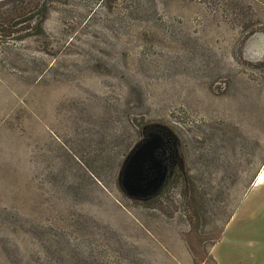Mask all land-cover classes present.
I'll use <instances>...</instances> for the list:
<instances>
[{
    "label": "rangeland",
    "instance_id": "obj_1",
    "mask_svg": "<svg viewBox=\"0 0 264 264\" xmlns=\"http://www.w3.org/2000/svg\"><path fill=\"white\" fill-rule=\"evenodd\" d=\"M240 1L241 21L195 1L143 21L42 0V34L0 44V264H215L264 169V0ZM151 125L184 171L144 204L118 175ZM240 208L227 235L260 251L264 191Z\"/></svg>",
    "mask_w": 264,
    "mask_h": 264
},
{
    "label": "trees",
    "instance_id": "obj_2",
    "mask_svg": "<svg viewBox=\"0 0 264 264\" xmlns=\"http://www.w3.org/2000/svg\"><path fill=\"white\" fill-rule=\"evenodd\" d=\"M194 1L201 4H213L216 10L220 9L222 13L233 16L234 21L247 18L248 10H250L249 6L240 0H104L105 3L126 4L134 10L131 12L132 18L143 21L154 19L157 16L158 7L165 8L172 2ZM13 2L16 4H13L8 11L2 10L4 5H0V44L5 47H9L12 42L23 41L43 32L42 24L46 8L42 0H12ZM254 32L251 30L248 34L251 35Z\"/></svg>",
    "mask_w": 264,
    "mask_h": 264
},
{
    "label": "water",
    "instance_id": "obj_3",
    "mask_svg": "<svg viewBox=\"0 0 264 264\" xmlns=\"http://www.w3.org/2000/svg\"><path fill=\"white\" fill-rule=\"evenodd\" d=\"M159 146V139L149 135L125 158L118 175V185L128 199L147 202L163 189L168 175L166 167L155 155Z\"/></svg>",
    "mask_w": 264,
    "mask_h": 264
},
{
    "label": "crops",
    "instance_id": "obj_4",
    "mask_svg": "<svg viewBox=\"0 0 264 264\" xmlns=\"http://www.w3.org/2000/svg\"><path fill=\"white\" fill-rule=\"evenodd\" d=\"M254 190L264 191V183H258L257 181L253 183L252 187L244 194L235 210L227 219L218 239L210 246L209 254L215 264H264V245L261 246L260 251L253 252L250 250V245H252L250 242H242V234H236V237L233 238L227 235L228 229L241 209V202H244L249 193ZM222 245H224L222 249H226V251L221 256L218 253L216 255L217 249ZM260 253L263 256L258 258Z\"/></svg>",
    "mask_w": 264,
    "mask_h": 264
},
{
    "label": "flooded vegetation",
    "instance_id": "obj_5",
    "mask_svg": "<svg viewBox=\"0 0 264 264\" xmlns=\"http://www.w3.org/2000/svg\"><path fill=\"white\" fill-rule=\"evenodd\" d=\"M149 135L156 137L160 141V146L156 150L155 155L162 161L167 169L168 177L165 183L166 185L172 177L183 174L184 171L178 148V140L168 128L160 125L146 126L142 131L141 141L148 139Z\"/></svg>",
    "mask_w": 264,
    "mask_h": 264
},
{
    "label": "bare ground",
    "instance_id": "obj_6",
    "mask_svg": "<svg viewBox=\"0 0 264 264\" xmlns=\"http://www.w3.org/2000/svg\"><path fill=\"white\" fill-rule=\"evenodd\" d=\"M257 182L258 183H262V182L264 183V169L262 170L261 174L257 178Z\"/></svg>",
    "mask_w": 264,
    "mask_h": 264
}]
</instances>
